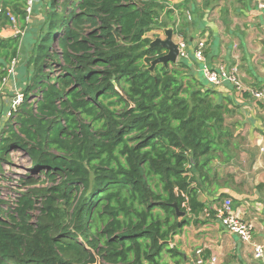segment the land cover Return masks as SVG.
<instances>
[{"label":"trees","instance_id":"16d2710c","mask_svg":"<svg viewBox=\"0 0 264 264\" xmlns=\"http://www.w3.org/2000/svg\"><path fill=\"white\" fill-rule=\"evenodd\" d=\"M169 2L50 0L24 109L0 139V159L23 151L30 183L46 185L0 217V264H181L173 237L204 209L215 217L199 195L231 131L215 86L189 76L186 59L152 65L164 49L146 33L169 25L161 15L199 11ZM24 7L1 0L0 27L8 8L24 18ZM184 18L172 26L187 40ZM18 51L19 35L0 37L2 80Z\"/></svg>","mask_w":264,"mask_h":264},{"label":"crops","instance_id":"0c3cea01","mask_svg":"<svg viewBox=\"0 0 264 264\" xmlns=\"http://www.w3.org/2000/svg\"><path fill=\"white\" fill-rule=\"evenodd\" d=\"M258 1L214 0L203 9V18L186 23L185 30L189 76L205 83L199 63L191 55L194 43L203 38L208 64L235 69L240 83L213 87L216 102L226 109L224 125L231 133L227 147L213 160L210 178L202 184L199 198L212 209L230 198L233 212L253 223L252 240L263 247V256L256 258L250 245L227 232L220 220L204 209L197 223L185 225L171 241L183 253L181 264H196L198 248L206 261L216 257V264H264V102L253 100L248 92L264 84V11ZM165 38L164 34L161 39ZM172 39H178L174 32Z\"/></svg>","mask_w":264,"mask_h":264},{"label":"rangeland","instance_id":"374dc122","mask_svg":"<svg viewBox=\"0 0 264 264\" xmlns=\"http://www.w3.org/2000/svg\"><path fill=\"white\" fill-rule=\"evenodd\" d=\"M181 0H170L169 7L172 8L176 3ZM195 4V8L203 12V16L206 12L203 11V2L198 0H192ZM214 2V1H213ZM1 6V0H0ZM191 4L189 5V7ZM23 7V6H22ZM50 7V0H35L32 12L24 15V18L20 14H14L11 8H8L15 18V24L6 23L0 27V37L8 38L19 35V51L18 56L11 62L13 69H9V74L0 78V139L6 135L9 126L13 124L16 115L21 113L24 109V103L17 102L19 97L23 98L22 93L25 91L27 85L31 83V76L34 75V63L32 57L35 56L36 45L39 43L43 29L45 27L47 12ZM188 7V8H189ZM193 11V7L191 6ZM202 9V10H200ZM208 9V8H206ZM189 11L188 9L182 10V16H175V20L170 22L167 16L163 13L161 15L164 21H167L170 25L179 27V23L182 22V18L188 22H194L195 20L202 19L199 17V11ZM179 19V20H178ZM10 21V19H9ZM172 21V20H171ZM146 36L154 38H163V30L153 28L146 33ZM178 36L174 34V37ZM179 37V36H178ZM10 65V66H11ZM9 66V67H10ZM199 68L201 64H198ZM8 67V64L5 66ZM45 72L53 70L43 67ZM58 71H53L57 73ZM3 77V76H2ZM36 94H33V93ZM30 97L26 100L27 109L32 108L31 104L34 103L37 92L33 90L28 92ZM34 96V98H33ZM213 101H217V97L212 96ZM25 102V103H26ZM31 163L27 155L21 150H11L7 156L0 159V217L10 219V215H16L13 211L16 207V201L18 193L25 191L29 188L45 186L46 183H30L35 180V174H32L29 170ZM38 204H35V209L30 210L33 218L31 221H35L36 215L39 210ZM237 237V236H236Z\"/></svg>","mask_w":264,"mask_h":264},{"label":"built area","instance_id":"2783aa9c","mask_svg":"<svg viewBox=\"0 0 264 264\" xmlns=\"http://www.w3.org/2000/svg\"><path fill=\"white\" fill-rule=\"evenodd\" d=\"M34 2L35 0H25L24 10L26 14L32 12ZM258 7L259 9L264 11V0L258 1ZM7 15L10 19V23L15 24L14 16L11 13H7ZM176 43L178 45V60L188 59L190 52L187 40L179 36L176 40ZM204 48L205 40L202 38L196 41L191 49L192 57L199 64H201L199 70L204 80L209 85L215 87L221 86L224 82H230L239 85L240 83L235 73V69L228 71L223 64H217L215 66L208 64L204 56ZM11 68L13 69V65H11L10 69ZM248 92L253 100L264 102V84L258 87H251L250 89H248ZM20 100L22 101V97H19L17 102H19ZM182 205L188 212L189 206L186 199ZM213 210H215V217L220 220L222 226L226 229L227 232L236 235L242 243L250 245L256 258H260L263 256V247L259 244L254 243L252 240L253 223L249 220L238 217L237 214L233 212L232 200L230 198H224L221 203H219V205L216 206ZM195 254L196 264H205L206 262H208L209 264H216V257H210L209 260L206 261L202 257V250L200 248L195 250Z\"/></svg>","mask_w":264,"mask_h":264},{"label":"water","instance_id":"95a60500","mask_svg":"<svg viewBox=\"0 0 264 264\" xmlns=\"http://www.w3.org/2000/svg\"><path fill=\"white\" fill-rule=\"evenodd\" d=\"M166 38L165 39H161V38H155L152 40L151 42V46L152 45H159L161 47H163L164 49V53L159 56L158 58L154 59L152 61V65H154L155 63H159L162 62L165 65H169V63L171 64H175L178 61L177 58V54H178V45L176 42L173 41L172 36H173V27L172 25H168L165 28H162ZM176 214L180 217H184L186 215V213L184 211L179 210L178 208H176ZM95 264H99L98 262H96Z\"/></svg>","mask_w":264,"mask_h":264}]
</instances>
